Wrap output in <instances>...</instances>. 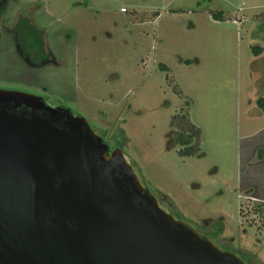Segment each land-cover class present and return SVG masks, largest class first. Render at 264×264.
<instances>
[{
    "label": "rangeland",
    "instance_id": "obj_1",
    "mask_svg": "<svg viewBox=\"0 0 264 264\" xmlns=\"http://www.w3.org/2000/svg\"><path fill=\"white\" fill-rule=\"evenodd\" d=\"M0 3V91L84 119L162 209L264 264V52L252 53L264 49V0ZM21 16L39 32L38 56L17 47ZM181 112L201 129L196 156L168 138Z\"/></svg>",
    "mask_w": 264,
    "mask_h": 264
},
{
    "label": "water",
    "instance_id": "obj_2",
    "mask_svg": "<svg viewBox=\"0 0 264 264\" xmlns=\"http://www.w3.org/2000/svg\"><path fill=\"white\" fill-rule=\"evenodd\" d=\"M0 264H245L175 219L82 118L0 91Z\"/></svg>",
    "mask_w": 264,
    "mask_h": 264
},
{
    "label": "trees",
    "instance_id": "obj_3",
    "mask_svg": "<svg viewBox=\"0 0 264 264\" xmlns=\"http://www.w3.org/2000/svg\"><path fill=\"white\" fill-rule=\"evenodd\" d=\"M261 16H264V12L258 15V17ZM212 17L217 21L223 20V12L214 13ZM29 33L32 36L34 34L31 31ZM263 52L264 49L261 47L256 46L252 49L254 56H258ZM160 67L162 69H167L164 65H160ZM258 102L264 108V98L260 99ZM169 126L171 131L168 134V138L171 142L181 146L178 152L181 157H192L200 153L201 129L190 121L188 114L181 112L173 115L170 118Z\"/></svg>",
    "mask_w": 264,
    "mask_h": 264
},
{
    "label": "flooded vegetation",
    "instance_id": "obj_4",
    "mask_svg": "<svg viewBox=\"0 0 264 264\" xmlns=\"http://www.w3.org/2000/svg\"><path fill=\"white\" fill-rule=\"evenodd\" d=\"M11 31L15 36L18 49L29 50L31 51L32 56H38L41 53L40 49L43 48V42L41 40L39 32L35 29L34 25L29 22L28 19H25L21 16L18 19L16 25L13 26ZM30 31L34 33L33 36L30 35Z\"/></svg>",
    "mask_w": 264,
    "mask_h": 264
},
{
    "label": "built area",
    "instance_id": "obj_5",
    "mask_svg": "<svg viewBox=\"0 0 264 264\" xmlns=\"http://www.w3.org/2000/svg\"><path fill=\"white\" fill-rule=\"evenodd\" d=\"M121 11H122V12H125L126 10H125V8H121Z\"/></svg>",
    "mask_w": 264,
    "mask_h": 264
}]
</instances>
